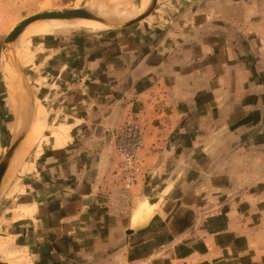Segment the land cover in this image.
Returning a JSON list of instances; mask_svg holds the SVG:
<instances>
[{
	"label": "crops",
	"instance_id": "obj_1",
	"mask_svg": "<svg viewBox=\"0 0 264 264\" xmlns=\"http://www.w3.org/2000/svg\"><path fill=\"white\" fill-rule=\"evenodd\" d=\"M213 2L230 35L260 19L241 34L264 36V0ZM183 16L43 48L38 101L58 125L0 199V264H264V45L222 47ZM129 121L144 134L125 192L111 132Z\"/></svg>",
	"mask_w": 264,
	"mask_h": 264
},
{
	"label": "rangeland",
	"instance_id": "obj_2",
	"mask_svg": "<svg viewBox=\"0 0 264 264\" xmlns=\"http://www.w3.org/2000/svg\"><path fill=\"white\" fill-rule=\"evenodd\" d=\"M91 1L92 0H0V154L6 151L12 138L15 135H17V134H14L15 124H16V121H15L16 111L14 112L15 108H13V106L10 105L11 103L9 101L6 74L4 72V67H2L4 58L7 60V56H5L7 55L6 54L7 51L4 47V37L11 30V28L16 22H18L20 19H22L23 17L27 15H30L32 13H35L41 10H50V9H58V8H77V7L89 8ZM167 1L168 0H159L158 2L157 0V3L153 11L146 18L134 24H130L126 27H116L113 25H106L105 27H102V28L69 27L65 30H62L56 33L44 32V33H39V34H29L22 38L20 37L21 39L18 40V43L14 44L15 46H14L13 51L10 52V49H9L8 54L10 55L11 60L16 64H19L21 66V69L24 71L27 83L29 84L33 93L35 94V108H37V103H39L38 102V92H39L38 75L42 70L41 65H40L41 64L40 59L43 57V48L46 47V44L49 45L53 43L54 35L68 37L71 34H74L76 31L78 33H81V32L93 33L94 35L103 34L104 37H108L112 40H117V38L120 39L121 38L120 36H122L123 34L134 32L135 24L141 28H149L151 27L150 26L151 24L155 25L156 23L154 20V15H157V14L159 15L160 13H164L168 15L170 18L172 16H177V15L183 16L184 15L183 16L184 18H181V19L177 18V20H175L177 21V24H178L175 26L176 29L183 30L186 28V31H190L189 28L193 23L200 25V22H202L201 24H206V27H205L206 31L210 29L211 33H218L221 30V34L216 36V38H217V41L221 43L222 47H225V46L231 47L234 45L237 47H247L249 45V42L254 45L253 47L255 49L256 48L258 49V47H255V45H259V46L260 44L264 45V36H261L260 34H255V32H253V35L251 36H245L241 34L242 29L249 26L250 24H255V27L259 28V26L262 23L260 19H250L249 21L242 19V20L237 21L238 35L235 36L234 34L230 35V25L229 24L223 23L222 25L219 26V23L217 22V20L211 19L213 17V14H212L213 11L219 8V5L218 4L216 5L213 2V0H205V1L204 0H201V1L200 0H182L179 3H176L175 5L174 4L171 5L169 2L167 4L166 3ZM143 4H144V0H111L109 4L110 6L108 7V10H109L108 13H110L108 14L110 17L109 19H112L113 14H115V17H116L115 21L117 22L119 20L126 19L132 13L136 12L135 14H137L138 12H140L141 10L140 11H137V10L140 9L143 6ZM224 6H227V5H222V8ZM204 14H207V16L210 17L209 19L211 20L205 19L207 16L202 18L201 20H198V19L194 20V18L192 17L194 15L196 16L200 15L199 17H203ZM263 23H264V20H263ZM167 25H170V23H166V21L160 22L158 24V26H161L162 27L161 29H164V30L166 29ZM164 30H162L161 33H157V35L155 36L156 41L162 38V34ZM170 30L174 31V28L170 27ZM107 33H109V35ZM199 38L200 37L198 36V34L194 35V37H191V39H189L187 43L189 42L194 43L196 41H200ZM168 39L169 41H171V44L177 46L178 44L180 45L181 42H184L186 40V37H183L182 34L181 35L179 34V36L171 35L169 36ZM187 43H184V44H187ZM256 53L262 54V52H259V51L255 52L254 54L256 55ZM15 74H16V79L19 81L18 79L19 75L16 71H15ZM42 112H43L44 124L41 130L38 132V134L34 136L33 142L31 143L32 148L25 155V157H22V159L20 160L19 164L15 167V169L12 170V173L9 177L10 179L8 181L9 186L7 185L8 187L6 188L5 192L1 194L0 196L1 200L5 198L6 195L8 196L11 193V191L10 190L7 191V189H10L13 186V184L15 183V180L17 179L15 175L18 172L22 171V166L24 162L28 159V157L30 159L31 154L33 153V149H35L38 143H40V140L42 141L43 139H45V136H47L49 133L55 132L54 128L58 125V120L53 121L50 117L48 118L47 114L45 113L44 108L42 109ZM127 123H137L138 125L141 126V124L138 122L129 121V122H125L124 124L118 127H114L111 132V144H112V134L115 131V129L122 127L123 125H126ZM141 129H142V134H144L142 126H141ZM142 142H143V138H142ZM112 149H113V144H112ZM113 152H114V149H113ZM113 173L114 175L118 176L116 174V161H115V168H114ZM14 178L15 180H13ZM119 187L122 189L121 182H119ZM129 190H124V191L126 192ZM5 200L6 198L4 199V201Z\"/></svg>",
	"mask_w": 264,
	"mask_h": 264
},
{
	"label": "bare ground",
	"instance_id": "obj_3",
	"mask_svg": "<svg viewBox=\"0 0 264 264\" xmlns=\"http://www.w3.org/2000/svg\"><path fill=\"white\" fill-rule=\"evenodd\" d=\"M152 0H144L143 6L138 10L137 14H133L126 19L119 20L118 22H129L132 19H135L138 15H140L143 11H145L148 6L150 5ZM111 0H92L91 4L89 6V9L93 10L95 13H98L99 15L110 18L108 14V7L110 6ZM111 9V8H110ZM112 19L115 21L116 17L115 14H113ZM106 23H103L98 20L89 19V18H72V19H61V18H45V19H37L32 22H30L28 25H26L22 31L15 36L9 43L10 52L14 49V44L18 43V40H20L22 37H25L29 34H39L44 32H60L62 30H65L69 27H94V28H102L105 27ZM21 37V38H20ZM17 45V44H16ZM7 54V53H6ZM6 56V55H5ZM10 56V55H9ZM4 58V57H3ZM13 59V58H12ZM4 72L6 74V81H7V89H8V95H9V101L10 105L13 106L14 112L16 113V124H15V130L14 134H17L21 128L23 127L28 115H29V97L26 92V90L21 86L20 77H18L19 81L16 79V74L14 68L11 66V64L4 58L3 65ZM5 77V76H4ZM6 86V84H5ZM37 102V101H36ZM39 102V101H38ZM42 105L40 103H37V108L34 109V112L32 114V126L28 133L23 137V139L18 144L17 148L15 149L13 155L11 156L9 162L6 164L5 170L3 172L2 177L0 178V196L3 193L6 184L9 181L10 173L13 169L19 164L22 157H24L29 150L31 149V143L33 142V138L35 135L38 134L39 130L42 127L43 122V112ZM41 117V119H40ZM40 121V122H39ZM13 134V136H14ZM16 136V135H15ZM14 136V137H15ZM13 137V138H14ZM12 138V139H13Z\"/></svg>",
	"mask_w": 264,
	"mask_h": 264
},
{
	"label": "water",
	"instance_id": "obj_4",
	"mask_svg": "<svg viewBox=\"0 0 264 264\" xmlns=\"http://www.w3.org/2000/svg\"><path fill=\"white\" fill-rule=\"evenodd\" d=\"M157 3V0H152L148 8L143 11L140 15H138L135 19H132L129 22H117L112 19L105 18L98 13H95L93 10L86 8V7H77V8H58V9H50V10H41L35 13H32L30 15H27L20 19L18 22H16L11 30L6 34L4 37V47L7 51V60L11 64V66L14 68V70L18 73L21 84L23 88L26 90L28 97H29V115L19 131L17 135L11 140L10 144L8 145V148L6 151L2 154L0 158V178L3 175V172L5 170L6 164L9 162L11 156L13 155L15 149L17 148L20 141L23 139V137L28 133V131L31 128L32 125V114L35 109V94L33 93L31 87L27 83L24 71L21 69V66L19 64L14 63L9 54L8 51L10 49L9 42L17 36L22 29L28 25L30 22L37 20V19H45V18H61V19H72L77 17L82 18H89L101 21L103 23H106V25H113L116 27H126L130 24H134L136 22H139L140 20H143L146 18L154 9L155 5Z\"/></svg>",
	"mask_w": 264,
	"mask_h": 264
},
{
	"label": "built area",
	"instance_id": "obj_5",
	"mask_svg": "<svg viewBox=\"0 0 264 264\" xmlns=\"http://www.w3.org/2000/svg\"><path fill=\"white\" fill-rule=\"evenodd\" d=\"M142 129L137 123H127L116 128L112 144L116 157V174L122 189H131L141 174L139 150L142 146Z\"/></svg>",
	"mask_w": 264,
	"mask_h": 264
}]
</instances>
